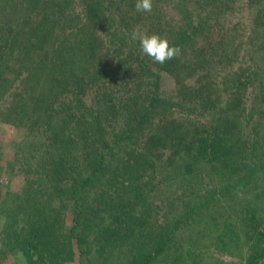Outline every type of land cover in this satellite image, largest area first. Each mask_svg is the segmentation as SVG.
I'll use <instances>...</instances> for the list:
<instances>
[{"label": "trees", "instance_id": "obj_1", "mask_svg": "<svg viewBox=\"0 0 264 264\" xmlns=\"http://www.w3.org/2000/svg\"><path fill=\"white\" fill-rule=\"evenodd\" d=\"M135 3L0 0V120L24 131L0 264H65L75 242L80 264H209L192 235L217 232L251 246L237 264H264V0ZM134 30L181 54L155 63ZM193 57L209 64L199 87Z\"/></svg>", "mask_w": 264, "mask_h": 264}, {"label": "rangeland", "instance_id": "obj_2", "mask_svg": "<svg viewBox=\"0 0 264 264\" xmlns=\"http://www.w3.org/2000/svg\"><path fill=\"white\" fill-rule=\"evenodd\" d=\"M9 5L13 7L18 4L19 0H5ZM168 12V11H167ZM246 15V14H244ZM247 44V42H246ZM251 47V46H250ZM248 48V47H247ZM190 60V71L186 76V83L189 86L199 87V80L209 73V64L200 57H193ZM155 71H158L157 67H154ZM159 72V71H158ZM161 77V94L163 97H173L176 95L177 83L173 76L167 72H160ZM23 129H17L11 127L0 120V195L5 194L8 191H15L23 193L24 181L23 177L17 173L14 166V153L15 147L23 139ZM221 208L218 207L219 211L213 210V217L219 216V221L222 220L221 216L226 218L228 211L231 207L234 208L235 204H221ZM185 208V207H184ZM183 209V208H182ZM230 212V211H229ZM205 218L208 217L205 212ZM206 221V220H203ZM202 222V220H201ZM4 226V220L0 215V233ZM72 226V210L68 211V217L66 222L67 231ZM197 228V227H196ZM196 231V230H195ZM195 231H191L195 234ZM194 241L196 240L199 248V252L205 255V259L209 264H230V263H247V259L251 256V251L248 248H238L236 244H233L223 236H219V232L214 233L213 237L209 240V243H203L200 239L192 235ZM209 245L212 250L209 251ZM251 247V246H250ZM1 250V247H0ZM209 251V252H208ZM74 259L68 260L65 264H80L79 251L76 242L74 243ZM70 255L68 256V258ZM3 264H21L19 256L10 255L8 258L2 260Z\"/></svg>", "mask_w": 264, "mask_h": 264}, {"label": "clouds", "instance_id": "obj_3", "mask_svg": "<svg viewBox=\"0 0 264 264\" xmlns=\"http://www.w3.org/2000/svg\"><path fill=\"white\" fill-rule=\"evenodd\" d=\"M152 8V0H136L135 10L137 12L151 13ZM131 39L139 40L142 52L158 64H164L181 54V49L178 46H170L166 38L157 34L147 35L134 30Z\"/></svg>", "mask_w": 264, "mask_h": 264}]
</instances>
